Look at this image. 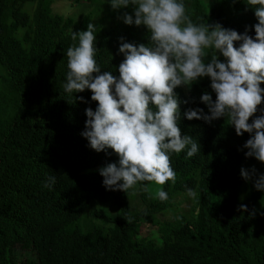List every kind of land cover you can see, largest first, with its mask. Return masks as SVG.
I'll use <instances>...</instances> for the list:
<instances>
[{
  "label": "trees",
  "instance_id": "16d2710c",
  "mask_svg": "<svg viewBox=\"0 0 264 264\" xmlns=\"http://www.w3.org/2000/svg\"><path fill=\"white\" fill-rule=\"evenodd\" d=\"M53 1L0 0V264H264V191L255 187L264 163L245 156L250 134L237 136L227 117L192 121L187 133L200 151L169 153L176 177L162 186L166 200L154 197V183L126 193L103 185L100 170L119 158L82 136L85 110L97 107L91 91H64L66 52L78 45L71 34L92 23L100 74L118 79L121 44L150 47V32L124 22L125 13L134 18L132 5L114 10L109 0H71L85 5L77 18L53 12ZM183 3L194 23L255 37L258 6L247 0ZM210 84L205 76L175 88L179 108L209 114L200 97L215 101ZM185 201L191 204L180 210Z\"/></svg>",
  "mask_w": 264,
  "mask_h": 264
},
{
  "label": "clouds",
  "instance_id": "9594fccd",
  "mask_svg": "<svg viewBox=\"0 0 264 264\" xmlns=\"http://www.w3.org/2000/svg\"><path fill=\"white\" fill-rule=\"evenodd\" d=\"M247 3L258 6L254 38L247 30L240 34L219 23H194L183 0H109L114 10L134 6V18L125 13L124 22L144 25L152 45L122 43L119 51L125 58L119 65L118 79L110 72L100 74L95 59V26L89 23L86 31L72 32L71 39H78V45L67 49L63 87L70 94L90 90L91 100L97 103L95 111L85 110L88 119L82 136L93 150L111 149L119 158L118 165L111 163L100 170L107 189L126 193L138 182H149L158 186L154 197L166 200L162 186L169 180L174 183L176 177L169 153H180L187 147V156L192 157L200 151L187 133L194 132V119L210 122L227 117L237 136L250 134L243 146L248 150L245 156L264 163V109L259 108L264 103V88L260 87L264 84V0ZM237 41L239 47L234 44ZM205 76L215 93V101L207 93L200 97L209 114L202 109L186 112L179 108L174 89L188 87ZM258 110L261 114L255 116ZM241 176L250 178L244 169ZM49 181L54 183L55 177ZM255 187L264 191V175ZM144 190L150 191L147 186ZM187 194L196 196L191 188ZM245 209L241 205V210Z\"/></svg>",
  "mask_w": 264,
  "mask_h": 264
},
{
  "label": "rangeland",
  "instance_id": "374dc122",
  "mask_svg": "<svg viewBox=\"0 0 264 264\" xmlns=\"http://www.w3.org/2000/svg\"><path fill=\"white\" fill-rule=\"evenodd\" d=\"M52 11L55 13H59L62 15H74L75 17H79L83 12H85V5L84 4H75L71 0H54L51 4ZM191 203L184 202L181 205L180 210L186 209ZM147 228H143L144 233ZM16 258L20 259L21 256L19 254V250L15 248Z\"/></svg>",
  "mask_w": 264,
  "mask_h": 264
}]
</instances>
